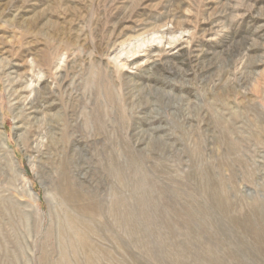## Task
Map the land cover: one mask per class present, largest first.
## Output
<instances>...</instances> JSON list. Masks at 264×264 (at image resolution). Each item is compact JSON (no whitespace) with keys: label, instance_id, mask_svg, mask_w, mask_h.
Here are the masks:
<instances>
[{"label":"rangeland","instance_id":"rangeland-1","mask_svg":"<svg viewBox=\"0 0 264 264\" xmlns=\"http://www.w3.org/2000/svg\"><path fill=\"white\" fill-rule=\"evenodd\" d=\"M0 264H264V0H0Z\"/></svg>","mask_w":264,"mask_h":264},{"label":"bare ground","instance_id":"bare-ground-1","mask_svg":"<svg viewBox=\"0 0 264 264\" xmlns=\"http://www.w3.org/2000/svg\"><path fill=\"white\" fill-rule=\"evenodd\" d=\"M83 200V199H82Z\"/></svg>","mask_w":264,"mask_h":264}]
</instances>
